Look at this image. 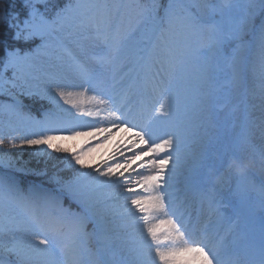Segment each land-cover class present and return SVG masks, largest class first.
<instances>
[{
    "label": "snow or ice",
    "instance_id": "1",
    "mask_svg": "<svg viewBox=\"0 0 264 264\" xmlns=\"http://www.w3.org/2000/svg\"><path fill=\"white\" fill-rule=\"evenodd\" d=\"M53 4L22 0L4 15L0 264H264V218L257 243L221 211L232 178L264 208V175L248 170L264 167V71L258 95L243 74L246 51L264 69V0ZM53 47L62 55L42 59ZM25 97L45 102L39 114ZM222 109L231 130L208 150L200 129ZM114 130L127 140L97 156ZM25 149L43 167L22 161ZM182 158L197 211L174 189Z\"/></svg>",
    "mask_w": 264,
    "mask_h": 264
},
{
    "label": "rangeland",
    "instance_id": "2",
    "mask_svg": "<svg viewBox=\"0 0 264 264\" xmlns=\"http://www.w3.org/2000/svg\"><path fill=\"white\" fill-rule=\"evenodd\" d=\"M216 2H222V0H216ZM234 2L243 3V0H234ZM23 12V7H20L19 9H15L13 13L15 12ZM12 13V14H13ZM9 16H11V13H8ZM257 23H259V20H257ZM69 47H73L71 43L68 44ZM62 55L61 51L58 48L53 47L48 51V55H45L42 57V59L47 60L49 56L52 59H55L56 56ZM246 57V63L243 67V74H244V84L246 88L252 89L256 92V94H259L260 86H261V73L264 71L262 69L259 59V54L256 52L253 54L250 51H246L244 53ZM119 79V78H118ZM92 94L90 93L89 96ZM95 99H99V97H95ZM24 103L26 106L30 107L31 110H34L35 108L39 107L41 108V105L44 104V101H40L39 99H28L24 98ZM68 107V106H65ZM85 107L89 108V110L93 112H97L98 108L96 107L95 103L89 105L87 102L85 103ZM71 111H75L73 109H70ZM41 111V110H40ZM228 109H222L219 111V116L216 119L214 123H207L204 127L200 129V136L203 138L204 141V147L208 150L211 149V147L214 145L215 141L218 138H222L225 135L229 133L230 129V123L231 120L229 119L227 124L225 123V118L228 116ZM36 115V114H33ZM101 116L107 115L106 112L101 111ZM239 115V114H237ZM82 119L88 120L90 123L98 124V125H107L108 121L106 120H100L99 118L93 119L91 117H83ZM6 120V117L0 113V128L3 127V122ZM115 131V130H114ZM126 135H120L119 142L121 145L125 143L127 140ZM117 140H114L113 142H108V146L104 143L102 147H99L97 149L96 155L100 156L101 154L105 157L108 155V153L112 152L114 150L115 142ZM96 142V141H94ZM70 146L72 144L80 145L82 141L80 139H77L76 141H69L66 142ZM199 148V145L196 143H193L190 146L191 152H196ZM13 152H20L19 149H12ZM33 150L31 149H25L23 150V156L22 161H29L31 160V166L32 167H43V164L40 165L36 164V159L31 157L29 155L30 152ZM55 155V154H53ZM43 159V158H41ZM51 163H49V168L51 169ZM250 172L253 173V175L259 179L261 175H264V167L257 165L256 167H252L248 169ZM192 174L191 171V159L190 158H182L179 164L177 165V168L175 170L174 175H178L176 178L173 176V185L174 189L176 190V194L183 200H186L187 202L190 199V195L193 194L192 192H187L189 187H191L190 183V176ZM214 175V174H212ZM211 175V176H212ZM39 177H27L26 180H32V181H39ZM242 185L241 181L238 182L235 178H232L227 185L225 189V194L228 195L229 190L231 191V195H228V200L225 203V210L228 213V218H230L232 211L234 208H237L242 213V219L239 221V224L237 226V231H240V229L244 228L248 230V227H251L253 231L256 233V236L254 237V240L258 243L259 236H260V224L256 223L255 220L252 218V215H256L259 219L263 218L264 214V208L260 205V199L259 194L257 192H252L249 194L247 199H242L239 195L236 193L239 192H247L248 191V185L244 184V189H240V184ZM191 189V188H190ZM189 189V191H190ZM197 189V188H196ZM244 203V205H242ZM244 215V216H243ZM248 225V227H247ZM162 247L167 246L166 244H162Z\"/></svg>",
    "mask_w": 264,
    "mask_h": 264
},
{
    "label": "trees",
    "instance_id": "3",
    "mask_svg": "<svg viewBox=\"0 0 264 264\" xmlns=\"http://www.w3.org/2000/svg\"><path fill=\"white\" fill-rule=\"evenodd\" d=\"M20 7L21 3L17 0H0V43L4 41L11 43V30L4 23L5 11L12 14Z\"/></svg>",
    "mask_w": 264,
    "mask_h": 264
},
{
    "label": "bare ground",
    "instance_id": "4",
    "mask_svg": "<svg viewBox=\"0 0 264 264\" xmlns=\"http://www.w3.org/2000/svg\"><path fill=\"white\" fill-rule=\"evenodd\" d=\"M127 133L125 132H122V131H115V135L111 136L107 141H105L104 143L107 145L108 142H113L114 140H117L115 142V145L117 146L118 144H120L119 142V137L117 138V136H120V135H126ZM108 146V145H107ZM114 146V148L116 147ZM178 175H174V177L176 178ZM196 197H200L199 195H197Z\"/></svg>",
    "mask_w": 264,
    "mask_h": 264
}]
</instances>
